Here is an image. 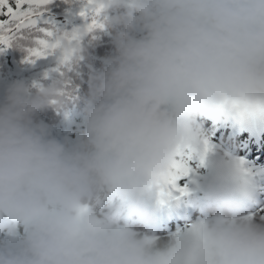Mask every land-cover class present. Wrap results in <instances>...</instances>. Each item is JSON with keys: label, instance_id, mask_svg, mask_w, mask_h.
Masks as SVG:
<instances>
[{"label": "clouds", "instance_id": "obj_1", "mask_svg": "<svg viewBox=\"0 0 264 264\" xmlns=\"http://www.w3.org/2000/svg\"><path fill=\"white\" fill-rule=\"evenodd\" d=\"M79 14L44 41L58 76L0 103V264H264V170L205 128L264 127V0H82ZM105 34L78 109L71 74ZM48 109L79 119L74 140L38 119ZM182 207L195 217L163 228Z\"/></svg>", "mask_w": 264, "mask_h": 264}, {"label": "rangeland", "instance_id": "obj_2", "mask_svg": "<svg viewBox=\"0 0 264 264\" xmlns=\"http://www.w3.org/2000/svg\"><path fill=\"white\" fill-rule=\"evenodd\" d=\"M81 2L82 0H50V3H47L41 8L43 12L42 16L36 17V23L30 24L28 26L22 27L18 30H14L16 32V39L12 41L11 46H8L13 54L15 71L20 76V81L27 82L32 84L33 82L40 83H50L51 79L58 75L55 69L52 68V64L58 61V57L54 55H45L40 58H36L32 56V60H29V56L34 51H42L43 45L40 43L41 41L48 42L49 33L57 32L58 27H63L66 30H71L75 28L74 21L81 17ZM63 25V26H59ZM11 35V33H9ZM86 45L88 41L85 42ZM112 52V44H111V36L110 35H102L99 41L91 44L89 46L88 57L85 62L82 63L81 68L79 69V75L76 73H72L73 82L75 86L82 91L88 92L87 88H89V78L90 74L86 76L88 70L89 71H101L104 67V59ZM34 61V62H32ZM48 77V79H45ZM12 83H8L2 77L1 73V65H0V103H2L6 97V91L9 85ZM86 95L81 97L80 104L83 103V99ZM57 114L48 109L46 111H42L39 114L38 119L45 122H55L59 118ZM205 128L208 129L205 124ZM253 127V126H251ZM258 129L257 127H255ZM262 129V127H259ZM213 128H210L208 131L212 132ZM258 135L261 133L259 130ZM223 138H220L223 144L228 145L232 144V140L230 138L226 139L224 134L222 133ZM217 136V135H216ZM214 138V134H213ZM218 138V137H217ZM248 161V160H247ZM254 168L256 167L255 163H250ZM264 170V168H262ZM187 182V178L179 181L178 186L182 187ZM178 194V193H177ZM181 211L185 212L186 216H194L196 215L195 211L190 208H180ZM184 215V216H185ZM184 216L182 214L181 225H183Z\"/></svg>", "mask_w": 264, "mask_h": 264}, {"label": "snow or ice", "instance_id": "obj_3", "mask_svg": "<svg viewBox=\"0 0 264 264\" xmlns=\"http://www.w3.org/2000/svg\"><path fill=\"white\" fill-rule=\"evenodd\" d=\"M47 3H50V0H14V3H10V0H0V17H7V19H0V43H7L6 33L36 23L37 13L30 6H41ZM40 43L47 47L44 41ZM32 55L40 57L43 53L34 51ZM177 169V174L172 177L173 185H175L176 180L180 179L181 175L187 174L189 171L184 165H178ZM178 190L183 191V189Z\"/></svg>", "mask_w": 264, "mask_h": 264}, {"label": "trees", "instance_id": "obj_4", "mask_svg": "<svg viewBox=\"0 0 264 264\" xmlns=\"http://www.w3.org/2000/svg\"><path fill=\"white\" fill-rule=\"evenodd\" d=\"M10 3H14V0H10ZM14 6V5H13ZM27 7V6H26ZM0 19H7V17H0ZM0 64H1V73L2 77L7 81L16 82L18 79V73L15 71L13 54L11 49L3 43H0ZM84 104H80L79 108L82 109ZM52 128L53 134L55 135L54 126L51 125L52 122H45ZM76 123L78 125L79 119L77 118ZM76 137L74 136L71 140H74Z\"/></svg>", "mask_w": 264, "mask_h": 264}]
</instances>
